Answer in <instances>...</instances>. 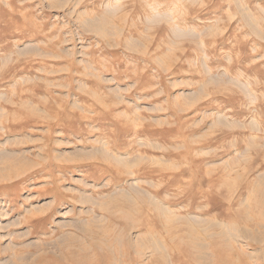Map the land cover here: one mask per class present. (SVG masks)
Returning a JSON list of instances; mask_svg holds the SVG:
<instances>
[{
    "label": "rangeland",
    "instance_id": "rangeland-1",
    "mask_svg": "<svg viewBox=\"0 0 264 264\" xmlns=\"http://www.w3.org/2000/svg\"><path fill=\"white\" fill-rule=\"evenodd\" d=\"M0 264H264V0H0Z\"/></svg>",
    "mask_w": 264,
    "mask_h": 264
},
{
    "label": "bare ground",
    "instance_id": "bare-ground-1",
    "mask_svg": "<svg viewBox=\"0 0 264 264\" xmlns=\"http://www.w3.org/2000/svg\"><path fill=\"white\" fill-rule=\"evenodd\" d=\"M258 198V197H257ZM260 202V201H259ZM191 244V243H190ZM194 246H196V245H194ZM206 259V258H205ZM205 261V260H204ZM206 262V261H205Z\"/></svg>",
    "mask_w": 264,
    "mask_h": 264
}]
</instances>
